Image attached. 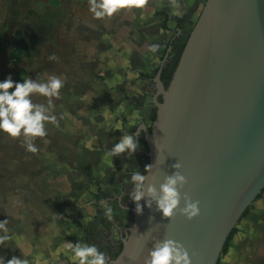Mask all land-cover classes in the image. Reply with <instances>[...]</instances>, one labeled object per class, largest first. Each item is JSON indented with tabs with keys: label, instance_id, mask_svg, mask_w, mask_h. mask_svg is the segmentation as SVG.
Returning a JSON list of instances; mask_svg holds the SVG:
<instances>
[{
	"label": "water",
	"instance_id": "water-1",
	"mask_svg": "<svg viewBox=\"0 0 264 264\" xmlns=\"http://www.w3.org/2000/svg\"><path fill=\"white\" fill-rule=\"evenodd\" d=\"M155 82L161 101L153 98L151 131L140 125L152 164L146 183L158 188L180 162L188 181L182 194L199 201L201 211L192 220H168L142 199L137 215L130 187L117 203L114 185L107 207H126L132 222L110 264H143L153 239L165 237L181 242L192 264H217L230 232L264 189V0H205L169 84L160 71ZM134 157L128 153L123 168ZM127 218L105 224L103 252L115 250Z\"/></svg>",
	"mask_w": 264,
	"mask_h": 264
},
{
	"label": "rangeland",
	"instance_id": "rangeland-1",
	"mask_svg": "<svg viewBox=\"0 0 264 264\" xmlns=\"http://www.w3.org/2000/svg\"><path fill=\"white\" fill-rule=\"evenodd\" d=\"M154 3L155 0H148L147 5L153 6ZM88 7L87 0H0V81L9 75L13 81L22 82L28 77L41 78L44 74L56 75L64 80L60 98L53 100L58 126L47 123V136L34 141L44 153L40 160H49L58 172H62L57 180L42 173H33L35 164L29 152L23 149L22 138L13 139L0 133V221L7 218L8 235L11 237L6 241L7 247L0 245V256L5 260L17 256L27 258L29 264H73L71 253L64 248L65 242L95 244L102 251L105 224L93 222V217L97 208L106 210L114 187L106 179L102 162L93 168V172H83L82 175L99 185L102 198L99 202L85 199L83 194L86 192H74L68 204L63 207L52 204L48 210L44 205L30 201L47 189V192H53L54 201L58 204L60 191L69 190L64 184L69 160L47 152L49 146L57 147L52 145L51 132L58 135L61 150H73L81 145L100 152L102 156L119 141L121 135L130 133L141 113L138 105L117 94L113 87L115 82L129 79L127 94L141 100L151 86L126 72L130 53L140 63L138 69L150 71L149 61L141 64L139 55L140 49L145 50L147 44H141L140 37L119 36L121 32H116L115 36L90 35L91 29L104 25L108 27L109 23L107 17L93 18ZM17 30L22 31L27 39L26 48L17 50L12 44ZM162 38L167 39L168 36ZM129 49L126 53L125 50ZM150 52L147 55L151 57L147 58L157 62L159 50L157 53ZM53 56L55 60L50 59ZM124 56L128 58L122 61V57L126 58ZM68 66H71L70 70ZM32 99L35 103L46 102L40 96H33ZM98 110L105 116L101 123L104 127L111 124L113 115L125 123L124 129L109 133L99 131L89 137L93 121L77 119L80 116L90 118ZM82 132L85 133L83 137ZM127 155L116 156L115 161L124 164ZM111 172L112 169L108 174ZM44 182H47L45 186ZM262 201H256L253 206L257 209L251 211L259 219L263 216L260 213L264 209ZM76 221L77 225L74 224ZM259 224L246 218L239 223L238 228L242 232L230 241V249L234 250L233 260L243 256L248 237L252 238ZM3 234L0 232V235Z\"/></svg>",
	"mask_w": 264,
	"mask_h": 264
},
{
	"label": "clouds",
	"instance_id": "clouds-1",
	"mask_svg": "<svg viewBox=\"0 0 264 264\" xmlns=\"http://www.w3.org/2000/svg\"><path fill=\"white\" fill-rule=\"evenodd\" d=\"M88 11L95 19L110 18L123 9L143 8L148 0H87ZM173 8L178 9V0H169ZM180 13L177 11L176 13ZM150 51L157 50L156 45L150 46ZM50 59L55 60L53 56ZM64 87L62 77L44 74L43 77L33 79L28 77L22 82H15L9 75L0 81V133L10 138H22L23 147L29 153H37L38 147L34 141L47 136L46 124L51 123L58 126L57 117L54 115V99L60 98V90ZM33 96L44 97L45 103L33 102ZM139 149L138 140L132 134H123L119 141L108 150L109 157L120 156L124 153L134 154ZM182 165L176 162L171 165L173 171L166 174L162 183L157 188L152 183H146L148 177L145 173L152 170V164L145 165L144 172L134 171L130 182L132 189L129 193L130 199L135 204V213L141 215L143 206L140 201L145 200L144 206L162 213V217L171 220L177 215L187 220L200 215L199 201H193L191 196L182 189L187 184V178L181 173ZM181 200L183 206L181 207ZM126 210V209H125ZM105 215L111 219L112 209L107 207ZM7 218L0 221V245L7 247L6 241L11 237L8 235ZM151 249L144 257L143 264H192L191 257L184 245L176 240L165 237L164 239H153ZM64 248L71 253L70 259L73 264H110L111 258L101 251L95 244L81 241L77 243L65 242ZM195 253H193V256ZM0 264H29L27 258L12 256L5 260L0 256Z\"/></svg>",
	"mask_w": 264,
	"mask_h": 264
},
{
	"label": "trees",
	"instance_id": "trees-1",
	"mask_svg": "<svg viewBox=\"0 0 264 264\" xmlns=\"http://www.w3.org/2000/svg\"><path fill=\"white\" fill-rule=\"evenodd\" d=\"M184 0H178V4L180 6V4L183 2ZM205 0H201L202 3H204ZM156 4L154 3L153 6H149V5H145L143 8H131V9H123L118 11L117 13H115L112 17L107 18L106 20H108V27L107 25L101 27L98 26L96 27V29H91L90 35H95V36H115L116 32H121V34L119 36H136V37H140V41L141 44L146 43L147 47L145 48V50L140 49L139 55L141 58V64L146 63L148 61L151 60V58H147V57H151L148 56L147 54L149 53V49L150 46L152 45H156L158 46L160 41L163 40L164 38H162L161 36H159L158 34H161L162 32H165L166 30H168V21H169V15L173 12H175L176 8H173L171 6V4L169 3V0H155ZM183 17L177 18L176 19V25L178 29H182L183 28ZM102 25V24H101ZM108 28V29H107ZM111 33H110V32ZM109 34V35H108ZM189 36V34H188ZM188 36H186V38L184 39L183 43H181L180 45L174 47L172 46V41L169 40L168 44L165 45L163 51H162V56H161V60L163 59L164 55L166 54V51L169 48H174V56L173 59L163 68L161 69L160 67H157L155 69H150L149 72H144L142 71L140 68L138 69V66H141L140 63H137L134 59V57L131 55L130 53V58H128V56H124L126 58L122 57V61H125L128 58V68L126 67V72L129 74H134V78L139 80H147V79H151L152 77H154L157 72L160 70V80L162 81L164 87H167V85L169 84V81L172 77V74L177 66V63L180 59L181 53L185 47V43L188 39ZM137 39V38H136ZM12 44L14 45V47L18 50L21 47L22 48H26L28 46V42L27 39L25 38V36L23 35L22 31L17 30L15 35L13 36V41ZM129 50H125L126 53H129ZM152 52V51H151ZM150 52V53H151ZM153 53H156L153 52ZM143 59V60H142ZM138 64V65H137ZM120 65L118 64V67ZM69 70L71 69V66H68ZM120 68V67H119ZM129 82L130 80H126V82H115L116 84L113 85L115 91L117 92V94H120L121 96H123V99L125 100H129L130 102L134 103L135 105H138L140 103V99L136 96H129L127 94L128 90L126 88V86H129ZM70 84V83H68ZM161 101V100H160ZM84 115V114H83ZM104 115L103 112L98 110L97 113L93 116H91L90 118H87L86 116H80L78 117L77 120H84V121H93L91 130L89 131L88 136L92 137L91 135H95L97 132H111V131H120L124 129V122L117 118V117H112V122L109 126L104 127L101 123L104 121ZM156 117V108H154L153 112H152V116H151V122H153V120ZM46 130L48 131L49 128L46 127ZM148 132L151 131V126L147 129ZM133 132H130L129 134H132ZM133 135V134H132ZM54 136V137H53ZM73 136V135H72ZM85 136V133L82 132V136ZM51 137H52V145L53 146H57L52 147L49 146L47 148V152L50 153L51 155L54 156H58V157H64L65 159L67 158L69 161L68 163H66V173H65V179H64V184L68 185V192H63L60 191V202L57 204L54 201V194L53 192H47L48 190L44 189V194L41 195H35L33 196L30 201L35 203V204H39V205H44L45 209H51L50 206L53 204L55 206H65L66 204H68L70 198L73 196L74 192H86L84 193V197L91 199L92 201H96L99 202L102 198H101V190L99 185H96V181L90 182L89 180L85 179L82 177L83 172H86L87 174H89L90 172H93V168L95 166H97L100 162H102L104 164V168L105 170H103V172H106V179L109 183V185H117L118 181L116 179V176H118V178H129L131 177V171L129 170V168L127 167L124 172H121L123 169V164L119 163L117 161H115L116 158L114 157H109L106 154H103L101 156L100 152H95L92 151L90 149H88L87 147H83L81 145L78 146V143L76 144V146H78L77 148H74L73 150H70L69 148L64 149L61 148V141H59L58 139V135L54 132H51ZM141 138H142V142L143 145L147 147V144L145 142L144 135L143 133H141ZM60 146V147H59ZM82 148V149H81ZM23 149L25 150V148L23 147ZM39 149V147H38ZM148 150H146L147 152ZM138 152L136 151L134 154L136 155ZM32 156V160L34 161V170L36 169V171L33 170V173L35 172V174H44L45 177H49L52 178L54 180H57L59 178V176L61 175L62 172H58L56 170V167L54 166V164L52 162H50L49 160H43L44 162H42L40 159L43 156V152H40V149L38 150L37 153L33 154V153H29ZM144 155V154H143ZM142 154L137 155V158H133L130 160V164L131 166L129 167H137L138 166V161L140 158H144L145 155L143 156ZM148 160V156L145 157ZM41 161V163H40ZM148 165V162H147ZM112 169V174L109 173L108 171ZM32 178L34 179V176H32ZM95 182V183H94ZM45 184H47V182L43 183V186H45ZM264 192V190H262ZM40 192V191H39ZM43 192V191H42ZM56 192V191H55ZM83 198V197H82ZM249 209V208H248ZM248 209H246V211L243 213V215H245L248 211ZM119 210V207L116 206L114 209H112V214H114L116 211ZM129 219L127 222V228L131 225L132 222V214H129ZM112 216V215H111ZM67 217V216H66ZM243 217V216H242ZM110 221V219H108V217L105 215V211H103L101 208H97L96 209V214L93 217V222H97L100 225H104L106 223H108ZM91 222V223H93ZM74 224H78V221L74 222ZM236 231V228H234L225 244L221 253V256H223L226 251H227V247H228V243L230 241V239L233 237L234 233ZM122 249V243L119 246V250L113 255L112 259H115L117 257V255L120 253ZM255 253L259 254L258 252ZM220 256V257H221ZM221 263V258H219L217 264ZM261 264H264V260H261Z\"/></svg>",
	"mask_w": 264,
	"mask_h": 264
},
{
	"label": "flooded vegetation",
	"instance_id": "flooded-vegetation-1",
	"mask_svg": "<svg viewBox=\"0 0 264 264\" xmlns=\"http://www.w3.org/2000/svg\"><path fill=\"white\" fill-rule=\"evenodd\" d=\"M202 5H203V3L201 2V0H184L180 4L179 8L176 9L174 13L172 12L169 15L168 30H166L165 32H162L161 34H158L161 37L162 36H168V38L161 40L159 46H157L156 53L159 50L158 56H156L157 62H153L152 60L149 61V64L151 65L152 69H155L157 67H160L161 69H163L173 59V56L175 54L174 48H169L166 51V54L164 55L163 59L161 60L162 51H163L165 45L168 44L169 40L172 41V46H174V47L183 43L184 39L186 38V36H188V34L190 33V31L193 27ZM177 11L180 13L179 15L176 14ZM182 16H184L183 17V19H184L183 20V28L178 29L177 25H176V23H177L176 19L180 18ZM190 17H192V20ZM155 77H156V75L154 77H152L151 79L145 80L151 86H150L149 90L147 92H145L143 100L140 99V103L138 104L139 111L141 112L140 116H139V120H137L135 126L129 130V132H133L132 134L138 140V144H139V149L137 150L138 153L135 155L134 158H137V155H139V154H142V155L144 154L145 157L147 156L148 151L146 152V150H148V148H146L143 145L142 138H141V133H143V135H144L143 139L145 140V130L143 128H141L140 125H143L146 129H148L152 125L151 116H152V112H153L154 108H156V106L153 102V98L156 97V99L158 101L161 100V95L157 94V86H156V82H155ZM145 142H146V140H145ZM145 157L140 158L138 161L141 168L140 167H138V168L137 167H134V168L128 167L129 170L131 171L130 172L131 174L134 171H141L142 173L144 172L145 165H147V162H148V160ZM126 168L122 167L123 170L121 172H124V170ZM117 181H118V183L116 186V190L114 192H117L119 195L118 196L115 195L116 202L117 203L120 202V195L122 194V192H124L125 186H129L130 189H129V192L127 193V198H128V202H129L130 207H133L134 203L130 199V196H129V193L132 189L130 177L129 178H118ZM260 199H263L262 202L264 203V192L263 191L261 192V194L258 195V197L254 201V203ZM254 203L249 207L247 213L245 215H242L243 217L240 218L237 225L234 227V228H236V231H235L233 237L235 235H239L242 232L238 228V225L244 218H246L248 221L255 222L256 224L261 223V224H259L260 225L259 228H257V230H255V232L253 231L255 234L252 236V238L248 237V242L246 244L243 256L239 259H236V260H233V256H232L234 250L230 249V241L233 239V237H232L228 243L226 253L223 256L220 255L221 260H223V264H261V260H264V209L262 212H260L263 214V216L261 219H259L258 217H256L255 214L251 213V211L253 209H257L253 206ZM130 213H131V211L128 210L126 207L123 209L120 208L118 211H116L114 213L113 216H111V219L109 222L111 224H113L112 227H116V225H118V222H120L122 216L125 217L127 215V217H129ZM113 219H115V220H113ZM126 226H123L122 228L119 226L121 229L119 228V231H118V240L116 243L117 247L115 248V250L111 254L106 253L107 256H109L111 259H112L113 255L119 250V246L122 243V239L126 236V231H125L127 228ZM255 250L259 254L255 253Z\"/></svg>",
	"mask_w": 264,
	"mask_h": 264
},
{
	"label": "crops",
	"instance_id": "crops-1",
	"mask_svg": "<svg viewBox=\"0 0 264 264\" xmlns=\"http://www.w3.org/2000/svg\"><path fill=\"white\" fill-rule=\"evenodd\" d=\"M220 264H223V260H221V263Z\"/></svg>",
	"mask_w": 264,
	"mask_h": 264
}]
</instances>
